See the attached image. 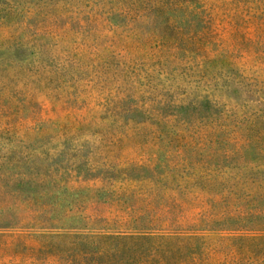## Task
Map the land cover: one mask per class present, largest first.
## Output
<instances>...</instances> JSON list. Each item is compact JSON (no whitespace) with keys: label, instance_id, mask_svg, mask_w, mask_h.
Here are the masks:
<instances>
[{"label":"rangeland","instance_id":"rangeland-1","mask_svg":"<svg viewBox=\"0 0 264 264\" xmlns=\"http://www.w3.org/2000/svg\"><path fill=\"white\" fill-rule=\"evenodd\" d=\"M0 264H264V0H0Z\"/></svg>","mask_w":264,"mask_h":264}]
</instances>
